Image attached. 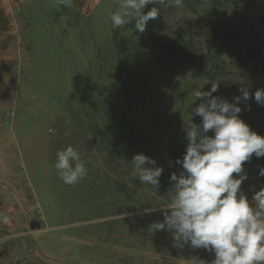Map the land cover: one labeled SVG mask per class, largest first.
<instances>
[{
	"label": "rangeland",
	"instance_id": "rangeland-1",
	"mask_svg": "<svg viewBox=\"0 0 264 264\" xmlns=\"http://www.w3.org/2000/svg\"><path fill=\"white\" fill-rule=\"evenodd\" d=\"M118 7L119 0H72L71 7L57 0L19 4L27 52L11 74L0 157L9 164L12 191L25 196L28 209L35 207L32 221L42 224L22 238L26 245L19 254L33 252L30 264H211L214 254L175 248L170 234L151 233L149 226L163 220L171 199L169 177L182 170L175 161L185 152L191 109L200 103L193 89L208 91L218 83L213 95L229 102L240 88L252 95L259 76L244 56L263 35L264 0H239L223 13L224 31L237 39L244 56L224 55L219 80L160 52L134 31V21L112 28L109 13ZM207 11L179 6L155 39L206 51L199 26ZM247 105L250 110L239 105L240 118L264 136V107L255 100ZM192 122L202 118L193 116ZM68 146L88 169L74 186L65 185L54 167L56 153ZM140 153L164 169L158 189L128 179L131 160ZM260 167L264 158L255 156L244 165L248 179L242 189L249 199L264 187Z\"/></svg>",
	"mask_w": 264,
	"mask_h": 264
},
{
	"label": "clouds",
	"instance_id": "clouds-1",
	"mask_svg": "<svg viewBox=\"0 0 264 264\" xmlns=\"http://www.w3.org/2000/svg\"><path fill=\"white\" fill-rule=\"evenodd\" d=\"M181 6L184 0H172ZM58 6L71 7L72 0H57ZM166 0H119L118 10L109 13L114 29L123 28L134 21V31L143 34L148 22L156 20L159 8L150 4H164ZM219 84L212 82L208 91L193 89L195 101L190 123L185 127L187 140L182 159L175 163L182 170L169 177L170 202L163 220L149 226L151 233L165 232L171 235L173 247L202 249L214 254L211 264H264V187L255 191L249 199L242 189L248 179L244 165L253 156L264 158V136L252 131L240 114L247 110L250 99L264 107V88L250 95L248 89L232 101L214 96ZM202 118L200 124L192 117ZM209 132L214 135H208ZM54 167L59 179L68 186L83 181L87 174L86 161L72 146L56 153ZM133 170L128 179L138 178L143 185L158 189L164 169L155 159L136 154L131 160ZM150 166V167H149ZM258 176L264 178V167ZM0 223H10V218L0 214ZM196 264H207L204 260Z\"/></svg>",
	"mask_w": 264,
	"mask_h": 264
},
{
	"label": "trees",
	"instance_id": "trees-1",
	"mask_svg": "<svg viewBox=\"0 0 264 264\" xmlns=\"http://www.w3.org/2000/svg\"><path fill=\"white\" fill-rule=\"evenodd\" d=\"M239 0H184L181 5L189 12L198 13L201 9L208 8L207 13L202 18L199 26L201 35L204 38L206 51L197 49L192 44H187L183 49L174 46H167L159 43L156 39V33L163 26L170 15L178 8L172 0H166L164 4H150L145 8V13L152 7L159 8V17L148 22L144 35L154 44V46L163 54L175 59L185 61L190 64L196 72L201 73L211 80H219L224 68V55L235 58L244 56L243 47L239 45L237 39L231 37L224 31L226 24L223 19V13L228 9L235 7ZM225 21V22H224ZM261 27L263 37L259 43L248 48L245 58L246 64L254 65L257 69L259 80L253 89L252 94L257 89L264 88V21ZM250 99L249 101H253Z\"/></svg>",
	"mask_w": 264,
	"mask_h": 264
},
{
	"label": "crops",
	"instance_id": "crops-1",
	"mask_svg": "<svg viewBox=\"0 0 264 264\" xmlns=\"http://www.w3.org/2000/svg\"><path fill=\"white\" fill-rule=\"evenodd\" d=\"M20 3L22 0H0V125L5 115L3 107L10 95L11 74L21 66L22 57L27 52L21 40ZM8 166L0 157V214L10 218V223H0V264H30L28 259L33 252L22 258L19 250L26 244L21 241L23 237L39 232L42 224L32 221L31 211L35 207L28 209L25 196L12 191ZM27 220H30L28 224ZM33 222L40 223V227L32 228Z\"/></svg>",
	"mask_w": 264,
	"mask_h": 264
},
{
	"label": "water",
	"instance_id": "water-1",
	"mask_svg": "<svg viewBox=\"0 0 264 264\" xmlns=\"http://www.w3.org/2000/svg\"><path fill=\"white\" fill-rule=\"evenodd\" d=\"M37 227H40V223H38V222H33V223H32V228H37Z\"/></svg>",
	"mask_w": 264,
	"mask_h": 264
}]
</instances>
